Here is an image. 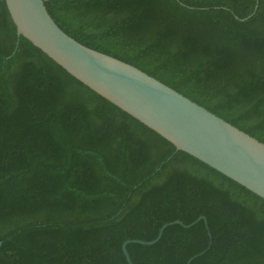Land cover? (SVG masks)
<instances>
[{"label":"trees","instance_id":"1","mask_svg":"<svg viewBox=\"0 0 264 264\" xmlns=\"http://www.w3.org/2000/svg\"><path fill=\"white\" fill-rule=\"evenodd\" d=\"M43 1L81 45L264 144V0ZM199 217L128 244L132 264H264V200L18 38L0 0V264H128L124 242Z\"/></svg>","mask_w":264,"mask_h":264},{"label":"water","instance_id":"2","mask_svg":"<svg viewBox=\"0 0 264 264\" xmlns=\"http://www.w3.org/2000/svg\"><path fill=\"white\" fill-rule=\"evenodd\" d=\"M4 2L18 38L26 39L89 90L171 143L176 151L264 200L263 143L134 66L81 45L56 25L43 0ZM199 221L206 224L205 217L189 225L176 220L163 225L153 241L124 242L127 263L132 264L128 244L150 246L168 226L189 228Z\"/></svg>","mask_w":264,"mask_h":264}]
</instances>
